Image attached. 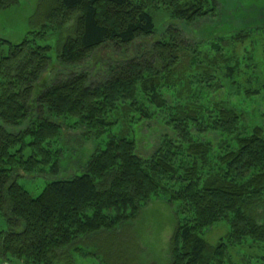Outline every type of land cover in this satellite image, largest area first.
Returning <instances> with one entry per match:
<instances>
[{
  "label": "trees",
  "instance_id": "obj_1",
  "mask_svg": "<svg viewBox=\"0 0 264 264\" xmlns=\"http://www.w3.org/2000/svg\"><path fill=\"white\" fill-rule=\"evenodd\" d=\"M23 1L0 0V14ZM153 1L39 0V31L19 44L0 38V212L8 224L0 231L2 264H72L73 252L98 257L78 245L104 234L119 240L117 231L154 199L178 215L170 264H264V127L229 102L205 100L197 88L208 96L224 87L264 96V16L233 33L222 0H158L189 26L215 24L209 33L222 35L203 54L175 28L147 42L157 30ZM53 34L66 67L104 47L129 53L98 81L82 71L42 86L52 58L38 41ZM141 41L144 54L132 50ZM156 116L167 134L149 157L138 155L134 138L111 135L81 175L47 183L38 197L18 182L59 172L63 128L52 117L75 119L69 127L99 138L121 120ZM208 135L219 140L201 139ZM220 225L228 232L212 244L206 234Z\"/></svg>",
  "mask_w": 264,
  "mask_h": 264
},
{
  "label": "rangeland",
  "instance_id": "obj_2",
  "mask_svg": "<svg viewBox=\"0 0 264 264\" xmlns=\"http://www.w3.org/2000/svg\"><path fill=\"white\" fill-rule=\"evenodd\" d=\"M222 2L226 8H230V11L224 17L229 14L231 19L228 22L225 21V23L228 28H233V33L243 31L245 29L243 28L244 25H250L254 18L264 16V0H222ZM38 4L39 0H24L21 5L3 11L0 14V38L13 44H19L28 37L30 32L39 31L42 25H40L42 16L39 12ZM150 12L154 16L157 30L156 35L148 39V41L146 40L147 42L153 43L159 40L161 36L166 35L170 29L175 28L181 31L183 37L191 46L203 51V54H205L207 43L213 42L216 37L222 35L220 32L209 33L215 27V24L211 21L189 26L175 19L171 7L162 5L158 0H154L151 3ZM38 42L41 46H49L51 48L50 55L52 58L49 71L44 73L40 79L39 84L42 86L56 80L66 79L71 74L82 71L90 74L92 82L98 81L105 76L109 64L127 58L129 53V51L116 50L114 46L104 47L95 52L82 65L66 67L61 65L58 60L59 39L57 35H49L46 40H39ZM142 42L144 41L135 44L132 50L142 54L146 53L142 47ZM197 88L203 91L205 100L229 102L243 110L249 123L252 122L257 126L264 127V96L246 98L237 94L230 87L221 88L218 92H212L208 96V92L204 94L206 91L200 85H197ZM159 117L156 116L147 121H135L131 118L124 121L121 120L113 127L111 132L99 138L84 128L72 129V127H69L76 123L75 119L64 120L52 117L51 119L62 125L63 128L62 141L59 145L63 150L60 157L61 167L59 172L54 175L45 174L41 176H24L23 172H20L23 176L18 179V182L32 196L38 197L42 194L47 183L56 179H69L76 175H81L90 158L97 151L98 145L103 146L102 141H107L111 135L134 138L138 155L149 157L159 147L162 139L167 134V127L162 118ZM201 139L216 143L219 137L217 135H208L201 137ZM177 223L178 215L175 207L164 199H154L142 210L137 219L125 224L117 231L116 236L120 238L119 240L108 241L107 237L109 235L104 234L83 241L82 244L78 245L84 250H88L91 247V249L97 251L98 257L93 258L89 255L73 252L72 256L70 254L69 259L72 264H170V242L175 233ZM7 228V218L0 212V231ZM227 232V227L220 225L211 229L206 234V238L210 243L215 244ZM108 250H110L111 256L108 255ZM119 250L124 251L125 258L124 256L120 257L121 253ZM248 253L252 257L259 256V253L253 250H248ZM234 255L238 258L239 263L244 261L240 256ZM63 262L66 264L67 260L64 259ZM0 264H2L1 261ZM252 264H260V262L253 259Z\"/></svg>",
  "mask_w": 264,
  "mask_h": 264
}]
</instances>
